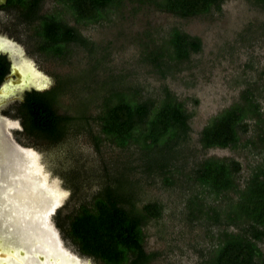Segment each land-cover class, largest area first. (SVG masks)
Instances as JSON below:
<instances>
[{"label": "rangeland", "instance_id": "1", "mask_svg": "<svg viewBox=\"0 0 264 264\" xmlns=\"http://www.w3.org/2000/svg\"><path fill=\"white\" fill-rule=\"evenodd\" d=\"M136 1L123 0L119 9H107L97 23L87 25L76 24L55 0H44L30 18L22 7H0V41L8 48L3 52L13 63L11 48L17 65L12 70L17 80L6 77L0 84V121L5 124L0 149L7 153L4 160L13 163L10 148L15 146L22 154L17 167L29 181L36 179L37 192L29 187L26 193L43 200L39 206L48 209L44 221L66 257L61 262L104 264L82 253L67 227L81 208H89L106 190H117L127 198L125 209L140 212L147 203L161 207V216L142 227L143 249L152 255L147 264H206L224 231L249 233L246 225L224 223L236 194H213L196 182L194 172L204 160L234 161L238 171L233 181L242 189L263 163L264 7L253 0H222L202 16L178 19ZM51 16L74 26L87 46L71 44L59 56L42 52L40 25ZM173 29L199 39L200 50L180 62L163 58L157 68L148 54ZM19 67L27 70L21 82ZM58 83V113L73 120L55 142L27 135L18 109L24 88L46 91ZM111 89L153 107L169 95L190 115L188 133L177 131L167 146L148 151L132 142L116 146L100 133L95 120L100 101ZM244 98L253 100L258 115L243 120L237 144L202 149L200 130L224 110L244 105ZM3 161L1 175L17 179L13 166H2ZM53 201L55 207H50ZM210 211L218 214L217 224ZM26 219L22 216L19 222L40 228V220ZM256 247L255 261L264 263V239Z\"/></svg>", "mask_w": 264, "mask_h": 264}, {"label": "trees", "instance_id": "2", "mask_svg": "<svg viewBox=\"0 0 264 264\" xmlns=\"http://www.w3.org/2000/svg\"><path fill=\"white\" fill-rule=\"evenodd\" d=\"M44 0H7L6 5L22 7L28 18ZM62 5L76 24H95L107 9H119L123 0H55ZM130 1V0H128ZM264 7V0H253ZM146 6L178 19H190L218 8L222 0H137ZM42 52L59 56L71 44L87 46V40L74 26L45 17L40 25ZM200 50V41L173 29L163 42L148 56L154 66L168 58L180 62ZM5 61L0 60V75L5 72ZM61 84L49 90L25 92L18 107L25 133L36 139L55 142L62 138L72 117L58 113V95ZM244 105H235L215 116L199 132L202 149L229 148L238 142V133L248 115H258L253 100L244 98ZM95 120L100 133L116 146L132 142L142 150L167 146L175 132L186 135L189 131L186 113L181 104L169 95L156 106L150 102H134L123 93H107L98 105ZM139 127L143 129L139 130ZM137 130V131H136ZM136 132V133H135ZM238 171L234 161L204 160L195 169L194 179L215 195L233 191L235 201L224 214L226 226L248 227V234L223 232L216 249L206 264H257L259 252L256 242L264 239V159L258 171L242 189H237L233 175ZM127 198L120 191L106 190L89 208H81L68 223V234L80 251L104 264H147L152 258L143 249L142 227L149 219L161 216L157 203L145 204L140 212L125 209ZM212 222H219L218 214L210 211ZM264 264V263H261Z\"/></svg>", "mask_w": 264, "mask_h": 264}, {"label": "bare ground", "instance_id": "3", "mask_svg": "<svg viewBox=\"0 0 264 264\" xmlns=\"http://www.w3.org/2000/svg\"><path fill=\"white\" fill-rule=\"evenodd\" d=\"M20 68L21 67L18 68V72L24 73L26 69L21 70ZM21 79L25 80V76L22 75ZM21 81L22 80H20V82ZM1 124L2 122L0 121V128H2L4 131L5 124L3 123V126ZM2 140L4 141V139ZM5 143L6 142H3L4 145ZM10 151L15 155V159H11L13 163L4 160L5 157H3V153L5 155L7 153L4 152L3 149H0V156H2L1 159L2 161L4 160V163L2 162V166L3 164L13 166L12 172L16 173L15 175H17V179H14V177L13 179L5 178V180L2 181L5 183V185L3 188V199L1 198L0 200V207H2V209L0 208V210H2V214L4 213V217L0 220V241H2L3 248L7 250V255H5V253H3V255L5 256L0 255L1 257H3V259L0 258V264H50L51 260L56 261L55 264H62L61 259L56 255L57 243L56 239H54V234L53 232H50V230L45 225L44 220L47 216L46 211L48 209L43 210L44 206L42 208L41 206H39L43 200L39 201L36 197H34L35 200H33V195L32 198H29L27 195L28 193H26V188L29 187H31L33 191L37 190V185L35 182L36 179H30L29 181V179L24 177V172L22 173V171L19 167H17L16 164V162L22 158V154L18 152L15 146L10 148ZM22 167L23 166L21 165V168ZM27 183L28 186H25V184ZM51 206L55 207L54 201L53 203H50V207ZM21 216H25L27 218L30 217L31 220L37 222L40 220V228L38 230L35 229V233L38 234L40 233L39 230H42L46 238L42 240V238H40L38 235H35L34 232L31 233V231L27 229V227L16 228L11 227L10 225H6L8 221L11 222L13 220H17ZM22 234H24L25 236H19ZM36 245H39V247L36 248Z\"/></svg>", "mask_w": 264, "mask_h": 264}, {"label": "flooded vegetation", "instance_id": "4", "mask_svg": "<svg viewBox=\"0 0 264 264\" xmlns=\"http://www.w3.org/2000/svg\"><path fill=\"white\" fill-rule=\"evenodd\" d=\"M6 3H7V0H0V7H2V6H4V5H6ZM4 48H6V49H8L6 46L4 47ZM10 50V52H11V55L13 56H15V53L14 52H12L11 51V48L9 49ZM2 52H3V50H0V60H2V57L4 58V61H5V72H4V74L2 75V73H1V75H0V84H2V82L5 80V78L8 76V74L9 73H11L13 76L12 77H16V80H17V75L16 74H14L13 73V65L14 66H17L16 65V59L14 58V56H13V63L11 64L10 62H9V60L7 59V56L6 55H2ZM10 66H11V69H10ZM21 75H23L24 76V74H25V72L23 73V72H19ZM20 80H22L23 81V79H20ZM32 91V90H31ZM3 92V91H2ZM22 101V100H21ZM0 102L1 103H3V97L2 96H0ZM52 232V231H51ZM57 243V242H56ZM58 247H57V244H56V252H57V256H58V258H60L61 259V261L63 260V259H65L66 257L64 256V255H62L59 251H58V249H57ZM3 253H5V255H7V250L5 249V248H3V246L2 247H0V255H3ZM5 255H3V256H5ZM0 258L1 259H3V257H1L0 256ZM73 261V260H72ZM71 261V262H72ZM55 262L56 261H52L51 260V262H50V264H52V263H54L55 264ZM68 262V263H67ZM66 263H64V262H62V264H75V263H71L69 260L67 261Z\"/></svg>", "mask_w": 264, "mask_h": 264}, {"label": "water", "instance_id": "5", "mask_svg": "<svg viewBox=\"0 0 264 264\" xmlns=\"http://www.w3.org/2000/svg\"><path fill=\"white\" fill-rule=\"evenodd\" d=\"M2 55H6L7 56V59L9 60V62L10 63H12V61H11V59H10V57L7 55V53L6 52H2ZM10 69H11V66H10ZM11 76H13L11 73H9L8 74V76H7V78H10ZM25 90H24V92H29V91H37V92H41L42 91V89H38V88H34V87H29V88H24ZM20 100H22V99H20ZM3 178V179H2ZM5 180V176L4 175H1V173H0V183H2V185L0 184V188H2V190H4L3 188H4V185H5V183L4 182H2V181H4ZM1 209H2V207H0ZM4 217V213L2 214V210H0V218L2 219ZM20 218H22V216L21 217H19L17 220H13V221H8L7 222V224L6 225H10L11 227H14V226H16L17 225V227H25V224L24 223H26V222H23V224L24 225H22L20 222H19V220H20ZM24 218H25V216H24ZM27 218V217H26ZM30 217H28L27 219H29ZM35 225H34V223H28V226H26L27 227V229H29L30 231H31V233L32 232H34L35 233V229H39V228H37V227H34ZM40 231V233H35V235H38L40 238H42V240L43 239H45L46 238V236H45V234L42 232V230H39ZM40 234V235H39ZM19 236H21V237H24L25 235L24 234H22V235H19ZM37 247H39V245H36V248Z\"/></svg>", "mask_w": 264, "mask_h": 264}, {"label": "snow or ice", "instance_id": "6", "mask_svg": "<svg viewBox=\"0 0 264 264\" xmlns=\"http://www.w3.org/2000/svg\"><path fill=\"white\" fill-rule=\"evenodd\" d=\"M5 42L4 41H0V50H3V48L5 47ZM0 247H2V241H0Z\"/></svg>", "mask_w": 264, "mask_h": 264}]
</instances>
